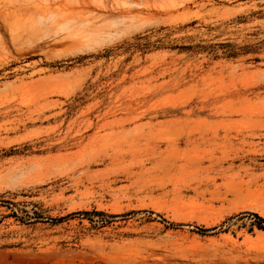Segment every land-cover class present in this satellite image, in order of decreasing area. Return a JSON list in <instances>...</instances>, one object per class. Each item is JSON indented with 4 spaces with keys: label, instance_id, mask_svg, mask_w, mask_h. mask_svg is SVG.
Here are the masks:
<instances>
[{
    "label": "rangeland",
    "instance_id": "rangeland-1",
    "mask_svg": "<svg viewBox=\"0 0 264 264\" xmlns=\"http://www.w3.org/2000/svg\"><path fill=\"white\" fill-rule=\"evenodd\" d=\"M246 213L264 0H0V264H264Z\"/></svg>",
    "mask_w": 264,
    "mask_h": 264
},
{
    "label": "trees",
    "instance_id": "trees-1",
    "mask_svg": "<svg viewBox=\"0 0 264 264\" xmlns=\"http://www.w3.org/2000/svg\"><path fill=\"white\" fill-rule=\"evenodd\" d=\"M226 46L229 47V50H227V51H229L227 55L228 56H234L235 52L232 50V45L227 44ZM246 215L247 216L251 215L254 218V223L257 226V228L264 230V219L263 218H261L260 216H258L255 213H246L243 216H246ZM162 220L165 221L164 219H162ZM213 228H215V227H213ZM197 229L201 232L208 230L207 228H197Z\"/></svg>",
    "mask_w": 264,
    "mask_h": 264
},
{
    "label": "bare ground",
    "instance_id": "bare-ground-1",
    "mask_svg": "<svg viewBox=\"0 0 264 264\" xmlns=\"http://www.w3.org/2000/svg\"><path fill=\"white\" fill-rule=\"evenodd\" d=\"M70 20V19H69Z\"/></svg>",
    "mask_w": 264,
    "mask_h": 264
}]
</instances>
